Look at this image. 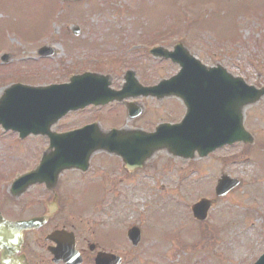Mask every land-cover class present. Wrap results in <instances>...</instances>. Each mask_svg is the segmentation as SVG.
I'll list each match as a JSON object with an SVG mask.
<instances>
[{
    "label": "rangeland",
    "instance_id": "374dc122",
    "mask_svg": "<svg viewBox=\"0 0 264 264\" xmlns=\"http://www.w3.org/2000/svg\"><path fill=\"white\" fill-rule=\"evenodd\" d=\"M74 26L81 28L79 36H74ZM159 29L168 33L163 38L166 48L182 42L206 65L219 63L248 84L264 86V0H0V55H12L9 68L0 62V96L5 86L15 82L13 70L29 68L36 77L19 82L59 83L68 79L70 71L95 67L94 71L112 77L114 88L124 82L127 70L135 71L143 84H157L179 70L177 64L149 53L145 42ZM42 46L51 48L53 56L36 55ZM3 73L9 77L7 82ZM141 102L145 113L135 120L117 111V105L103 107L102 127L124 120L119 128L150 131L160 122H178L182 117L177 100ZM95 113L88 109L70 114L57 128L91 121ZM245 125L256 139L252 146L236 144L191 162L161 151L130 180L118 171L108 173L121 169L112 156L94 155V170L84 181L88 190L67 184L77 188L74 193L80 197L83 193L84 235L96 241L101 236L102 241L108 239V230L120 244L111 251L124 257L123 264H254L264 252V100L246 108ZM11 133L0 127V185L3 171L26 170L42 152L40 136L19 140ZM180 168L184 174L194 171L193 187H181L186 181L179 179ZM222 173L242 183L218 199L207 221L199 223L189 208L200 198H214ZM95 178L107 179L106 187L91 183ZM1 191L2 187L0 202ZM130 224L144 229L137 248L124 236V227ZM33 249L34 254L48 258L40 243Z\"/></svg>",
    "mask_w": 264,
    "mask_h": 264
},
{
    "label": "water",
    "instance_id": "95a60500",
    "mask_svg": "<svg viewBox=\"0 0 264 264\" xmlns=\"http://www.w3.org/2000/svg\"><path fill=\"white\" fill-rule=\"evenodd\" d=\"M75 34H78V32H75ZM158 51L161 50L156 49L154 51L156 55H160ZM50 53L46 48L39 50L40 55H49ZM161 54L171 58L174 62H178L182 66V70L168 82H162V85L160 84L156 88H148L147 91L150 94L159 93L157 95L160 98L170 94L180 95L179 92H176V89H183L182 91H185L186 95L193 96L191 101L187 102L188 117L181 125H163L156 134L146 137L149 142L146 148L147 153L139 158L135 155L136 153L129 154L134 150L127 149V152H129L127 154L132 161L126 160L129 168L132 167L129 164H138L137 159L141 163L138 164V167H141L147 159L160 149H167L177 156L193 158L195 157V151H198L201 157L206 156L226 143L236 141L253 143V137L245 132L243 128V108L261 99L264 95V89L257 90L254 87L247 86L241 78H234L221 67L216 69L205 68L182 45H177L174 52L165 53L163 51ZM86 77L91 78L92 76ZM72 81L79 84L62 85L44 91L34 88L8 90L5 97L0 100V124L6 129L19 130L21 137H25L31 132H47L49 127L69 110L84 107L93 100L95 93L90 82L84 77H75ZM84 86L86 87L84 88ZM170 89H172L170 92L163 94V91ZM50 90L54 91L47 93ZM80 93L83 94L82 102H80ZM102 94L107 95L106 90ZM86 95H89L91 99L88 102H84ZM119 95H123V91L117 94L116 98H107V100H120ZM103 101H106V99L100 102ZM91 102L97 104L95 101ZM162 131L163 138L161 137ZM85 132L86 130L83 129L75 131L63 135L61 139H64L65 136L85 134ZM97 133L95 143L98 146L95 148L96 150L100 149L121 154L118 145L127 144L131 146L132 141H134L132 137L127 138V142L123 139L120 140L122 136L128 134L133 136L125 130L111 132L99 130ZM155 137L161 139L160 144L152 143L155 142ZM92 151L94 149L89 150L88 156L85 158L90 157ZM239 184L240 181L223 176L218 181L216 195L225 196ZM214 202L202 200L195 205L196 218L201 221L205 220L206 213ZM36 222L30 220L12 223L1 219L0 251L2 254L6 256V254H11L13 249H18L22 244L25 232L32 230L37 225ZM129 236L137 244L140 240V230L133 227L129 231ZM98 264H121V259L114 255L102 254L98 259ZM256 264H264V256Z\"/></svg>",
    "mask_w": 264,
    "mask_h": 264
},
{
    "label": "flooded vegetation",
    "instance_id": "af4514ba",
    "mask_svg": "<svg viewBox=\"0 0 264 264\" xmlns=\"http://www.w3.org/2000/svg\"><path fill=\"white\" fill-rule=\"evenodd\" d=\"M126 113L125 108L121 110ZM95 115H98L97 113ZM65 176L66 179L61 177ZM58 183L53 182H41L36 183L26 193L19 198H14L9 189L7 190L8 195L5 199L7 202L1 205L0 212L6 219L19 220L29 219L34 217L46 216V224L41 226L39 229L32 231L27 234V241L25 247L20 254L15 256V259H20L21 254H25L27 261L31 264L34 254L30 253L31 241L34 243L42 242L41 246L45 249L48 256L41 255V264H46L51 259L49 254L51 248L56 246L55 241H47V237L56 231H62V238L58 239L63 241V244H70L75 247L78 254L81 256L84 264L91 262L93 255L99 250L104 248L101 243L91 241L83 232V193L81 197L75 194L77 188L70 189L67 186L69 182L76 184L78 188L83 190V171L73 169L63 173ZM5 183H8V188L13 183V179L8 176H4ZM93 183V182H91ZM68 188V189H67ZM80 210V211H76ZM92 243H96L95 251L90 252L89 247ZM39 264V261H36Z\"/></svg>",
    "mask_w": 264,
    "mask_h": 264
}]
</instances>
